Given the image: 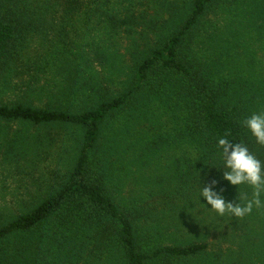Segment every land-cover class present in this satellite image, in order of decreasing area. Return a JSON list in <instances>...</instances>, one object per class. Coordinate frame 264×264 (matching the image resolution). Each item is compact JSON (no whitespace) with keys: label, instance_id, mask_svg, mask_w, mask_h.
I'll return each instance as SVG.
<instances>
[{"label":"rangeland","instance_id":"obj_1","mask_svg":"<svg viewBox=\"0 0 264 264\" xmlns=\"http://www.w3.org/2000/svg\"><path fill=\"white\" fill-rule=\"evenodd\" d=\"M143 1L148 9H135L143 19L107 47L81 16H49V26L21 41L0 74V104L78 113L122 93L135 66L175 30L190 0ZM187 45L195 67L224 90L243 122L264 112V0H216ZM140 97L139 105L107 120L99 151L108 192L132 220L140 248L207 244L206 254L178 264H264V207L230 219L195 203L199 180L205 187L215 182L213 191L228 202H236L237 191L221 170L210 168L219 167V157L192 135L183 96L170 85L158 96ZM251 139L248 147L260 159L264 147L250 145ZM81 140L78 127L0 121V226L61 187ZM240 191L251 193L247 186ZM73 237L60 245L21 236L2 246L28 264H122L111 241L91 233Z\"/></svg>","mask_w":264,"mask_h":264},{"label":"trees","instance_id":"obj_2","mask_svg":"<svg viewBox=\"0 0 264 264\" xmlns=\"http://www.w3.org/2000/svg\"><path fill=\"white\" fill-rule=\"evenodd\" d=\"M35 1L0 0V74L18 44L30 33L49 26L47 19L55 13L62 12L70 18L81 16L99 32V43L107 47L111 39L132 31L138 20L143 19V12L136 17V8L148 9L143 0ZM215 1L190 0L175 30L135 66L128 87L117 96L99 101L92 109L69 113L21 103L0 104V121L34 126L60 124L78 127L82 132L77 160L61 187L30 212L0 226V264H28L19 260L17 254L7 255L2 246L15 237L34 236L45 243L63 245L79 233L111 241L121 255L122 264H178L206 254L207 244L167 245L143 251L132 220L108 192L99 151L102 129L111 116L139 105L143 92L158 96L170 85L185 100L192 135L211 154L218 158L216 141L221 137L249 144L251 137L240 109L225 99L224 90L212 82L202 67H195L187 45L190 34ZM76 60L73 58L72 62ZM260 159L264 161V154Z\"/></svg>","mask_w":264,"mask_h":264},{"label":"clouds","instance_id":"obj_3","mask_svg":"<svg viewBox=\"0 0 264 264\" xmlns=\"http://www.w3.org/2000/svg\"><path fill=\"white\" fill-rule=\"evenodd\" d=\"M244 127L255 144L264 147V112L250 115L244 121ZM233 141L227 137L217 139L220 164L210 168L221 170L222 179L236 188V202L225 201L222 195L213 191L215 182L205 187L199 179L195 199L196 204L218 217L227 216L230 219L246 217L254 209L264 207V161L254 155L245 142ZM241 186L250 188L251 193L240 191Z\"/></svg>","mask_w":264,"mask_h":264}]
</instances>
